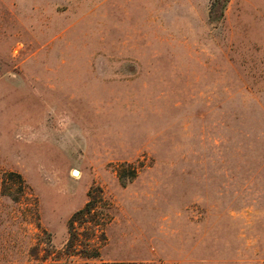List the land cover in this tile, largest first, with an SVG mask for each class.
<instances>
[{"label": "rangeland", "instance_id": "obj_1", "mask_svg": "<svg viewBox=\"0 0 264 264\" xmlns=\"http://www.w3.org/2000/svg\"><path fill=\"white\" fill-rule=\"evenodd\" d=\"M92 188L73 264H264V0H0V264Z\"/></svg>", "mask_w": 264, "mask_h": 264}, {"label": "trees", "instance_id": "obj_2", "mask_svg": "<svg viewBox=\"0 0 264 264\" xmlns=\"http://www.w3.org/2000/svg\"><path fill=\"white\" fill-rule=\"evenodd\" d=\"M16 176L22 180L19 175ZM88 198L84 208L76 212L69 221L70 238L65 252L61 254L54 251L51 255L47 252L40 259L42 262L73 264L71 259L73 256H81L87 260H97L101 257V248L98 246L97 239L101 237L102 241L106 242L107 240L105 228L108 225V220L104 213L106 201L99 188H92L88 193ZM78 227L84 230L83 234L78 233ZM62 255H65L66 258Z\"/></svg>", "mask_w": 264, "mask_h": 264}, {"label": "water", "instance_id": "obj_3", "mask_svg": "<svg viewBox=\"0 0 264 264\" xmlns=\"http://www.w3.org/2000/svg\"><path fill=\"white\" fill-rule=\"evenodd\" d=\"M78 173H79V172H77V171H74V175H78Z\"/></svg>", "mask_w": 264, "mask_h": 264}]
</instances>
